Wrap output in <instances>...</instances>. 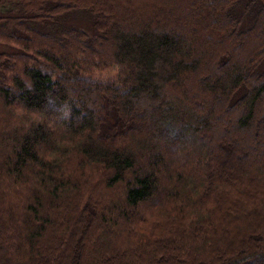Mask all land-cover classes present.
I'll use <instances>...</instances> for the list:
<instances>
[{
  "label": "trees",
  "instance_id": "trees-1",
  "mask_svg": "<svg viewBox=\"0 0 264 264\" xmlns=\"http://www.w3.org/2000/svg\"><path fill=\"white\" fill-rule=\"evenodd\" d=\"M262 26L264 0H0V264H264Z\"/></svg>",
  "mask_w": 264,
  "mask_h": 264
},
{
  "label": "rangeland",
  "instance_id": "rangeland-1",
  "mask_svg": "<svg viewBox=\"0 0 264 264\" xmlns=\"http://www.w3.org/2000/svg\"><path fill=\"white\" fill-rule=\"evenodd\" d=\"M79 10H72L66 20V24L77 26L85 29L88 33L94 34L90 21L84 16L83 13H77ZM264 30V26H262ZM21 50L16 44L6 43L0 41V53H19ZM117 68H106L102 70H92L89 74L95 80L99 81H110L117 75Z\"/></svg>",
  "mask_w": 264,
  "mask_h": 264
}]
</instances>
